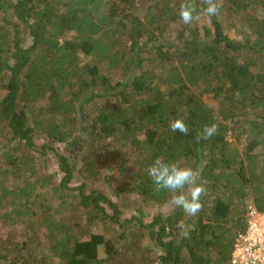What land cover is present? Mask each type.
Listing matches in <instances>:
<instances>
[{
	"label": "trees",
	"instance_id": "16d2710c",
	"mask_svg": "<svg viewBox=\"0 0 264 264\" xmlns=\"http://www.w3.org/2000/svg\"><path fill=\"white\" fill-rule=\"evenodd\" d=\"M183 2L0 0V221L25 225L18 241L0 234V264H231L249 207L264 212V0H217L212 16L194 0L200 18L191 25L179 16ZM224 11L242 40L225 32ZM176 118L187 135L170 130ZM213 124L216 134L200 139ZM37 135L46 139L38 148ZM32 152L43 167L53 154L59 182ZM157 158L199 171L202 209L122 219L127 201L169 203L173 194L147 174ZM10 172L16 184L7 186ZM76 174L83 183L72 188ZM101 178L123 182L118 202L88 188ZM56 193L60 206L82 209L86 225L78 211L73 222L50 213ZM9 205L19 207L8 214ZM98 222L117 226L118 236L95 233Z\"/></svg>",
	"mask_w": 264,
	"mask_h": 264
},
{
	"label": "rangeland",
	"instance_id": "374dc122",
	"mask_svg": "<svg viewBox=\"0 0 264 264\" xmlns=\"http://www.w3.org/2000/svg\"><path fill=\"white\" fill-rule=\"evenodd\" d=\"M259 12H260V9H259ZM225 14L226 13L224 11V13L222 12V14L220 16L221 20L224 23L225 32L232 39L242 40L243 38L241 37V35H239L237 33L236 29L231 28L229 21L228 22L226 21L227 16ZM202 21L205 25L210 26V23H209L207 18H203ZM175 29H176V27L172 26L168 30L169 31L168 35L170 37H172L173 39H174L175 32H176ZM82 63L83 64L91 63V59L84 57V58H82ZM3 94H4V92L1 93V95H3ZM203 100L209 106H211L213 108H218V104L210 95L203 96ZM231 140L234 141V138L232 137ZM45 141H46V139L41 135H37L35 137V144L37 145V148L40 147L42 144H44ZM1 144H2V139H0V146H1ZM60 146H62V145H60ZM12 148H13V146H12ZM89 148L90 147L88 145H86L84 148V151L81 150V152H79L80 150L77 149V152H79V153H78V156L76 157V162L80 167L84 166V158L87 154V149H89ZM64 149L65 148H63L62 150H64ZM74 150H76V148ZM21 154H22V151H18V152L15 151L13 153V155L15 157H18ZM32 155L35 156L36 163L39 165V168L43 172L55 174V178L53 180L54 183H57L60 181L62 174L60 173L58 162L54 158L53 154L48 155L46 167H43V165H41L42 163H41V161H39L40 160V154L39 153L32 152ZM73 155H74L73 153L70 154V156H73ZM0 162L1 163L4 162L3 157H0ZM82 183H83V178L79 174H76V177L74 178V180L71 184V187L75 188V187L81 186ZM88 183H89L88 188L102 190L107 195L111 196L114 201L118 202V199L114 195V190L117 186H119L123 182H120V181H118V179H115V178L109 179V180H106L105 178H101L100 180L88 181ZM6 184H7V186L8 185L12 186L13 184H16V180H15V178L11 172L9 174H7ZM50 195L52 196L53 193H50ZM47 197L49 198L48 195H47ZM54 197L58 198V200L56 199L55 203H53L54 210H51L50 213L55 214L56 211H59V216L62 217V219L64 218V219L69 220V216H70V217H73V219H72V222H73L76 218V217H74L76 214L75 212L78 211V210L74 209L73 204L75 202L73 201V204L68 205L67 207H65L64 205L60 206V203L63 202V199L60 198V195L58 193H56L54 195ZM126 204H131V208L127 209L125 207H122V211H123L122 219L131 218L132 216H139L142 220H150L153 216H158V215L166 216L173 210V208L169 205V203L164 204V205H157L155 203L141 201L140 199L127 201ZM13 207H19V206L18 205H16V206L15 205H9V208L6 210L8 212V214L10 212H12ZM78 209L81 210V211H78L79 214L83 215V218H81L83 222H80V223L82 225H86L84 213L80 207H78ZM107 209H108V212L110 214L113 213V210L109 209L108 207H107ZM9 218L10 219H7V223L2 222L4 219L2 221H0V234L4 239H6V237L8 235H10L13 239L18 241L21 239V234L23 232L25 233V228H24L25 225L22 224L21 221L14 224L13 222L16 220V218L14 216H12V217L9 216ZM107 224L108 225H106V227H105L104 224H102L101 222H98L95 225H92L93 231L95 233H104V234H106V236L108 238H113V237L118 236V227L114 226L113 228H111L110 227L111 224L110 223H107ZM90 231L93 232L92 230H90ZM142 242H143L145 247H147L148 244L150 243L148 237L143 239ZM150 244L152 245V243H150ZM41 250L45 254H49V250H48L47 246ZM99 252H100V258L104 259L107 257L104 246L100 247ZM159 254H161V253H159V249H151V251L149 252V258L156 260V258L158 257ZM156 264H160V263L156 262Z\"/></svg>",
	"mask_w": 264,
	"mask_h": 264
},
{
	"label": "clouds",
	"instance_id": "9594fccd",
	"mask_svg": "<svg viewBox=\"0 0 264 264\" xmlns=\"http://www.w3.org/2000/svg\"><path fill=\"white\" fill-rule=\"evenodd\" d=\"M204 3L207 5L204 9L207 15L212 16L218 13L217 0H204ZM196 12L194 0H184L179 12L181 21L185 25L198 21L200 17ZM169 128L172 132H180L184 135L189 132V127L182 118L171 120ZM216 132L215 124L205 125L199 133V138L210 139ZM147 174L157 191L167 190L173 194L169 201L172 208H181L188 216H195L202 209L201 197L205 194V188L203 184L198 183L200 176L198 170L157 158L147 168ZM177 227L187 236L183 222H179Z\"/></svg>",
	"mask_w": 264,
	"mask_h": 264
},
{
	"label": "built area",
	"instance_id": "2783aa9c",
	"mask_svg": "<svg viewBox=\"0 0 264 264\" xmlns=\"http://www.w3.org/2000/svg\"><path fill=\"white\" fill-rule=\"evenodd\" d=\"M231 264H264V212L250 206L247 227L235 238Z\"/></svg>",
	"mask_w": 264,
	"mask_h": 264
}]
</instances>
